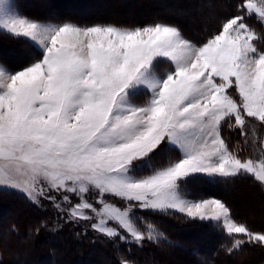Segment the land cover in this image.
<instances>
[{
  "label": "snow or ice",
  "instance_id": "snow-or-ice-1",
  "mask_svg": "<svg viewBox=\"0 0 264 264\" xmlns=\"http://www.w3.org/2000/svg\"><path fill=\"white\" fill-rule=\"evenodd\" d=\"M235 8L196 43L174 24L42 21L0 0V35L40 51L18 70L0 64V191L35 205L47 199L70 221L140 247L166 237L137 211L215 224L231 240L229 254L264 247V232L237 221L220 199L190 198L187 187L198 176H251L264 186V137L251 124H264V33L247 23L264 24V0ZM163 61L170 68L158 73ZM225 125L243 144H231ZM164 145L179 157L136 175ZM249 145L258 158L241 155Z\"/></svg>",
  "mask_w": 264,
  "mask_h": 264
},
{
  "label": "trees",
  "instance_id": "trees-1",
  "mask_svg": "<svg viewBox=\"0 0 264 264\" xmlns=\"http://www.w3.org/2000/svg\"><path fill=\"white\" fill-rule=\"evenodd\" d=\"M153 2L155 3L154 5H157L161 3V0H153ZM187 2V0H178V6L169 5L168 9H166L167 11L161 8L145 9L143 15L138 14L141 10L128 11L125 9L126 7L119 6L118 8L114 7L116 9L114 11L115 15L89 18L58 11V3L55 1L51 3V0L50 3L52 5L43 7L44 10H41L43 9L42 7L38 8L36 0H13V3L17 6V11L37 20L51 22L71 21L81 25L115 24L126 27L163 22L178 26L187 38L196 43L204 42L219 30L224 19L236 14L235 5L239 0L227 1L225 2L227 3L225 6L226 10L223 12L218 9L211 10L208 15L207 13L203 14L201 9L194 12L198 6H194V4H192L193 6L190 9H183L187 8ZM179 7H182V11H177L178 14L173 13L174 9ZM218 7H221V5H218ZM194 13H197V16L201 18V22L205 23L204 26H191L192 28H188L187 21L179 19L183 18L186 20ZM220 16L222 17L220 18ZM247 23L258 33H264V24L260 23L256 18H249ZM13 44L26 48L17 49V47L14 48L12 46ZM262 44L264 45V43ZM263 45L259 46L263 48ZM2 49L10 53L9 56L12 58L17 56L19 52L21 54L25 52L21 58L22 61L16 62L19 64L16 67H13L11 63H7V60L5 61L0 56V62L13 70L19 69L17 68L18 66L24 67L28 65L40 56L39 50L29 40L14 38L6 34L0 35V50ZM167 66H170V64L167 61H163L157 65L156 70L158 73H162ZM234 95L236 94L234 93ZM143 97L145 99V95ZM139 102H143V100ZM253 121L258 125L259 132L263 134L264 124ZM223 134L231 141L232 145L243 144L239 133L229 131L226 125ZM249 147L247 146L246 150L241 153L242 156H253V152ZM159 151L163 153L160 156H152L150 160L152 161V166L160 167L179 157L178 150L169 145H164ZM145 170L146 174H148L150 171L148 165L143 171H136V175H144ZM187 187L191 193L190 198L220 199L231 207L237 221L245 223L254 232H264V186H261L251 176H238L231 179L198 176L190 181ZM246 191L247 193L243 194ZM244 195L247 196L243 198ZM244 199L251 200L249 201L250 205L246 208L239 205L240 201H244ZM9 210H11L12 215H15L16 219L12 215L9 218L5 217L4 211L9 212ZM0 214V225L4 227L3 232L7 235V240L0 236V264H9L7 262L11 261L13 257L16 259V264H60V262L72 264V260H75V257H77L75 264L77 262H83V264H120L121 258L131 260L133 264H167L165 255L166 257L174 255L177 250L185 248L187 252L190 251L193 255L196 264H264V247L244 245L239 251L229 254L226 248L231 246V240L221 227L212 223L187 218L180 213L163 214L151 211H137V216L146 223L155 225L166 237V240H161L159 243L146 242L143 247L131 242L113 241L91 228H86L82 224L66 223L60 228H55L56 215L52 209L39 207L19 192L12 190L0 191ZM249 219H253L255 222L251 224ZM13 226H15L16 231L12 230ZM37 229H39L38 232L36 231ZM175 229H179L181 235L186 237L187 241L177 239L173 232ZM194 237L196 238L194 239ZM189 247L192 248L189 250ZM44 251L49 255L46 254L44 256L45 253L41 254ZM98 254L104 260H98L96 258ZM52 256L57 257L53 263L48 260ZM58 259L60 262L57 261ZM109 260L110 262H107ZM186 263L184 261V264Z\"/></svg>",
  "mask_w": 264,
  "mask_h": 264
},
{
  "label": "rangeland",
  "instance_id": "rangeland-1",
  "mask_svg": "<svg viewBox=\"0 0 264 264\" xmlns=\"http://www.w3.org/2000/svg\"><path fill=\"white\" fill-rule=\"evenodd\" d=\"M36 1H37L36 4H37L38 7H41V6L42 7H48V6L52 5L51 4L52 1H57V0H51V3H50V0H36ZM187 1H188L187 2V8H183V9H190L193 6L192 4H194V6L198 5L196 7V10L194 12L200 11V9H201L202 12H203V14H206L207 13V15H208V14L211 13V10L214 11L215 9H218L219 11L223 12L224 10H226L225 9V6L227 5V3H225V2H227V1L230 2L231 0H187ZM57 2H58V4H57V8H58L57 10L58 11L65 12L67 14L68 13L69 14H75L77 16H86V17H89V18L90 17H95V16L96 17L97 16H102V15H115L116 13H114V11L116 9H114L112 7H117L118 8L119 6L126 7L125 9H127L128 11L129 10H132V11L141 10V11L138 12L139 15H143L145 13V9H150L151 8L153 10L155 8L156 9L157 8L158 9L161 8L164 11H167L166 9H168L167 7H169V5L170 6H174V7L178 6V4H177L178 3V0H161V3L160 4H157V5H154L155 3L153 2V0H58ZM109 3H111V5ZM115 4L117 6H115ZM151 5H152V7H151ZM218 5L219 6L221 5V7H218L217 8ZM180 10L182 11V7L175 8L173 13L178 14L177 11H180ZM58 11H57V13H58ZM194 14H192V16H189L186 20L183 19V18H179V19L181 21H185V22L187 21L186 24L188 25V28H192L191 26H196V27L204 26L205 23L204 22H201V18H199L197 16V13H194ZM51 15H54V14H51ZM261 45H263V44L261 43L260 46ZM12 46L14 48L15 47H20V48H23V49L26 48V47H23L21 45H14L13 44ZM9 48L11 49L10 45H9ZM263 48H264V45H263ZM17 49H19V48H17ZM17 54H18L17 56H14L12 58L11 56H9L10 53L6 52L5 49L0 50V56H1V58L3 57L5 59V61L7 60V63H9V64L10 63L12 64L13 62L15 63V62L22 61L21 58L24 56V53L21 54L19 52ZM7 58L9 59V61H8ZM0 64H3V63L0 62ZM3 65H5V64H3ZM22 67L23 66H18L17 68L20 69ZM169 68H170V66H167L165 68V71L167 69H169ZM145 99H147V96H145ZM145 99H144V97L142 95L141 97L138 98V101L137 102H139L141 100H145ZM251 124L256 127L257 136L258 137H264V133L262 134V133L259 132V127H258V125L253 120L251 121ZM245 147H247V146H245ZM249 149L252 150L253 156H255L256 158H258V155L259 154L256 153V152H254V150L252 149L251 146L249 147ZM162 153H163L162 151H159L154 156H160ZM248 157H252V156H248ZM151 162L152 161H149L147 164L141 162L138 165L137 171H143L145 169V167H147L148 164H151ZM144 173L146 174V170H145ZM12 191H15V190H12ZM112 203H115L118 206H122L123 205V202L120 201V200H118V199L112 200ZM239 205H242V206H244L246 208L248 205H250V202L249 201L247 202V199H244V201H240ZM38 206L39 207H42L44 209L50 208V209H52L55 212V215H56V221H55V224L56 225H55V228H60V227L64 226L66 223L82 224L86 228H91V223L90 222H84V221L72 222V221H70L65 212H62V211L58 210L54 206V203L51 202V201H49V200H47V199H42L40 201V204ZM256 207H258V206H256ZM4 214H5V217L6 218H9L12 215L11 210H9V212H5L4 211ZM12 216L14 217V219H16L15 218V215H12ZM0 217H1V214H0ZM249 221H250L251 224L255 222V220H253V219H249ZM74 227H76V225H74ZM192 227H190V228H192ZM3 231H4V227L3 226L1 227V225H0V236L7 240V237H6L7 235H5ZM173 232H174L175 237L177 239L183 240V241H187L186 240L187 238L186 237H183V235H181V232L179 231V229L178 230L175 229ZM184 236H185V234H184ZM187 236H188V234H187ZM188 237H190V236H188ZM3 238H2V241H3ZM195 238L196 237H194V239ZM51 241H53V240H51ZM191 248L192 247H189L188 249L190 250ZM185 249H179V250H177V252H175L174 255H171V256H167L166 257V255H165L166 263L167 264H184V261H186L187 262L186 264H196L193 255L190 253V251L187 252V250H185ZM41 254H44V256L46 254L49 255L45 251L44 252H41ZM98 255L96 256V258L98 260H104L103 257H101L100 255L98 256ZM55 258H57V257L56 256H54V257L52 256L48 260L49 261H52V263H53L54 260H55ZM76 260H77V257H75V260H72V264H75L74 262ZM57 261L60 262L59 259ZM107 262H110V260L107 261ZM7 263H9V264H16V259L13 257V259L11 261L7 262ZM60 264H64V263H61L60 262ZM77 264H83V262H80V263L77 262Z\"/></svg>",
  "mask_w": 264,
  "mask_h": 264
},
{
  "label": "bare ground",
  "instance_id": "bare-ground-1",
  "mask_svg": "<svg viewBox=\"0 0 264 264\" xmlns=\"http://www.w3.org/2000/svg\"><path fill=\"white\" fill-rule=\"evenodd\" d=\"M57 1H58V0H57ZM57 1H55V2L58 3ZM109 4L111 5V3H109ZM115 6H117V5L115 4ZM41 7H42V6H41ZM38 8H39V7H38ZM42 8H43V7H42ZM113 8H114V7H113ZM41 10H44V8L41 9ZM38 11H40V10H38ZM36 12H37V11H36ZM36 12H34V13H36ZM42 12H43V11H42ZM130 12H131V11H130ZM128 13H129V12H128ZM41 14H42V13H41ZM39 16H40V15H39ZM33 17H34V16H33ZM36 17H37V16H36ZM221 17H222V16H220V18H221ZM38 18H39V17H38ZM7 44H8V43H7ZM7 44H6V45H7ZM17 48H20V47H17ZM24 49H25V48H24ZM27 50H28V49H27ZM12 53H13V52H12ZM24 53H25V52H24ZM7 55H8V54H7ZM17 55H18V54H17ZM5 56H6V55H5ZM12 56H13V55H12ZM7 57H8V56H7ZM7 59H8V58H7ZM14 59H15V58H14ZM19 59H20V58H19ZM17 60H18V59H17ZM21 60H22V59H21ZM8 61H9V59H8ZM11 61H12V60H11ZM19 61H20V60H19ZM11 65H12L13 67H16V66L19 65V64L16 63V62H15V63L13 62ZM248 190H249V189H248ZM249 191H250V190H249ZM246 193H247V191L244 192L243 194H246ZM243 194H242V195H243ZM246 196H247V195H246ZM246 196L244 195V197H243V196H242V197L245 198ZM240 198H241V197H240ZM249 199H250V197H249ZM249 201H251V200H249ZM247 202H248V200H247Z\"/></svg>",
  "mask_w": 264,
  "mask_h": 264
}]
</instances>
